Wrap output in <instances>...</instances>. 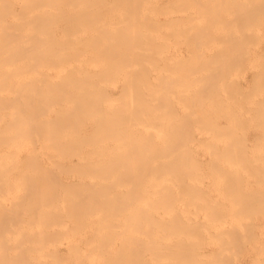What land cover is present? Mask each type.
<instances>
[{
    "label": "bare ground",
    "instance_id": "1",
    "mask_svg": "<svg viewBox=\"0 0 264 264\" xmlns=\"http://www.w3.org/2000/svg\"><path fill=\"white\" fill-rule=\"evenodd\" d=\"M0 247L264 264V0H0Z\"/></svg>",
    "mask_w": 264,
    "mask_h": 264
},
{
    "label": "rangeland",
    "instance_id": "2",
    "mask_svg": "<svg viewBox=\"0 0 264 264\" xmlns=\"http://www.w3.org/2000/svg\"><path fill=\"white\" fill-rule=\"evenodd\" d=\"M250 78V77H249ZM14 235H16L17 236V234H14ZM18 243H16V241H14V240H9V241H7V242H5V245H4V247L3 248H5V249H9V250H11V251H16V252H18V253H22L23 251H21L20 249H18L17 247H16V245L17 244H23L22 243V241L20 242V241H17ZM2 248V249H3ZM0 249H1V247H0ZM20 256H21V254H20Z\"/></svg>",
    "mask_w": 264,
    "mask_h": 264
}]
</instances>
